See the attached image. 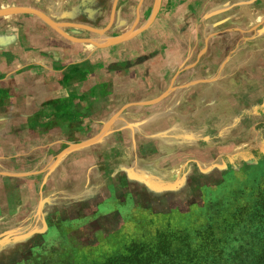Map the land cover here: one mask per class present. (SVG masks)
Returning <instances> with one entry per match:
<instances>
[{
	"label": "rangeland",
	"instance_id": "rangeland-1",
	"mask_svg": "<svg viewBox=\"0 0 264 264\" xmlns=\"http://www.w3.org/2000/svg\"><path fill=\"white\" fill-rule=\"evenodd\" d=\"M211 1L0 0V61L62 72L0 90V264L101 260L264 190V0Z\"/></svg>",
	"mask_w": 264,
	"mask_h": 264
},
{
	"label": "trees",
	"instance_id": "trees-1",
	"mask_svg": "<svg viewBox=\"0 0 264 264\" xmlns=\"http://www.w3.org/2000/svg\"><path fill=\"white\" fill-rule=\"evenodd\" d=\"M253 198L224 214L218 209L194 226L167 224L132 237L101 260L82 257L66 264H264V190Z\"/></svg>",
	"mask_w": 264,
	"mask_h": 264
},
{
	"label": "crops",
	"instance_id": "crops-1",
	"mask_svg": "<svg viewBox=\"0 0 264 264\" xmlns=\"http://www.w3.org/2000/svg\"><path fill=\"white\" fill-rule=\"evenodd\" d=\"M223 1L225 0H212L211 3L213 2V4L219 5ZM32 5H34V3ZM43 5L47 7L46 12L50 18L60 20V18L65 17L64 14H61L65 13L66 7V3L62 2V0H45ZM191 6H193V4ZM52 7H57L58 13L53 10ZM233 7H242V4L233 5ZM3 22L4 23L0 25L1 37L6 36L8 29H12V32L18 31V27H16L18 18L8 17L5 18ZM0 44H3V42L0 41ZM1 48L2 46L0 50H2ZM13 48L16 51L10 54L11 57L8 59V63L5 59L0 61V90L4 88L12 90L14 87L33 88L43 86L48 88L50 86L53 88V94L60 92L62 72L60 70L61 68L57 66L59 64L58 61L49 62V60L44 57L49 54L47 52H27V50L25 52H17L16 45H13ZM64 57L65 54L63 53V58Z\"/></svg>",
	"mask_w": 264,
	"mask_h": 264
},
{
	"label": "bare ground",
	"instance_id": "bare-ground-1",
	"mask_svg": "<svg viewBox=\"0 0 264 264\" xmlns=\"http://www.w3.org/2000/svg\"><path fill=\"white\" fill-rule=\"evenodd\" d=\"M156 6H157V5H156ZM103 38H104V37H103ZM104 39H105V38H104ZM107 39H108V38H107ZM107 39H106V41H107ZM109 39H110V38H109ZM109 39H108V40H109ZM95 40H96V39H95ZM95 40H94V41H95ZM111 40H112V39H111ZM114 41H115V40H114ZM108 42H109V41H108ZM115 42H116V41H115ZM113 43H114V42H113Z\"/></svg>",
	"mask_w": 264,
	"mask_h": 264
}]
</instances>
